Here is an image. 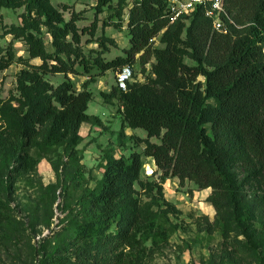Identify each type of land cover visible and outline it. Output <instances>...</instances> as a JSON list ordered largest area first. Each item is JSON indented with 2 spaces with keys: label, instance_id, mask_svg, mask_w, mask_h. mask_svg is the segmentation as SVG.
<instances>
[{
  "label": "trees",
  "instance_id": "16d2710c",
  "mask_svg": "<svg viewBox=\"0 0 264 264\" xmlns=\"http://www.w3.org/2000/svg\"><path fill=\"white\" fill-rule=\"evenodd\" d=\"M111 2L96 0L95 8L109 9ZM223 5L227 14L222 15L224 30H216L201 8L185 19L169 22L165 0H129L130 45L124 55L104 59L101 53L92 58L84 53L76 16L64 21L49 0H0V7H24L19 22L10 24L5 33L22 39L28 53V57H16L11 45H0V70L14 60L35 69L18 80L25 108L12 109L9 126L0 129V146L12 160L9 171L34 170V148L64 145L73 150L81 138V123L99 121L86 111L91 92L85 86L76 91L66 78L53 87L42 74H77V65L86 72L93 65L100 71L119 72L124 67L131 71L138 55L142 65L153 59L152 76L143 82L126 79L124 86H113L109 92L122 108V123L146 131L142 153L160 170V179H190L200 189L210 187L216 195L211 199L214 208L229 205L237 218L238 184L231 173L232 162L241 158L254 170L264 168V0H224ZM40 25L51 34L52 50L39 34ZM95 28L93 22L90 35ZM159 34L164 46H152L151 40ZM97 42L101 51L108 49L107 42L115 44L104 34ZM185 56L195 64L185 63ZM32 58L40 63L31 64ZM198 76L204 77L203 84ZM150 137L160 142L150 141ZM141 167L140 152L118 158L106 154L98 190L88 196L91 209L100 218L95 230L116 226L115 231L106 232L117 252L114 264H135L146 248L143 240L150 237L148 232L142 235L141 226L155 213L150 207L138 206L131 198L125 204L131 211L118 212L132 195ZM157 189L161 193L160 186ZM5 197L0 179V201ZM243 235L247 237L246 230ZM248 241L245 245L260 257V242ZM63 263L50 258L46 264Z\"/></svg>",
  "mask_w": 264,
  "mask_h": 264
},
{
  "label": "rangeland",
  "instance_id": "374dc122",
  "mask_svg": "<svg viewBox=\"0 0 264 264\" xmlns=\"http://www.w3.org/2000/svg\"><path fill=\"white\" fill-rule=\"evenodd\" d=\"M49 2L62 13L64 21L76 16L82 49L90 58L97 53L104 59L124 55L130 45L126 23L129 0H112V7L102 11L95 8L96 0ZM23 11V6L0 7V45H11L16 57H28L26 44L5 30L19 22ZM93 22L96 28L90 35ZM118 23L122 25L116 27ZM39 34L46 48L52 50V37L44 25H40ZM102 34L115 41L107 42L104 51L97 42ZM159 39L160 34L151 40L152 46L163 47ZM152 60L142 65L136 55L128 82H143L152 76ZM183 61L195 64L186 56ZM29 62L37 64L40 59ZM77 69L79 73L67 76L42 74L53 87L68 78L76 91L85 86L91 92L86 111L99 121L81 123L76 147L34 148V170L13 172L9 171L12 160H8V150L0 146V179L6 195L5 201H0V264H46L50 258L64 260L63 264H114L117 252L106 232L115 231L116 226L95 230L100 218L91 209L88 196L98 190L104 156L128 157L131 152L141 153L142 167L132 195L120 204L118 212L131 211V198L136 205H147L155 212L141 225L142 235L148 232L150 237L143 240L146 248L137 255L135 264H264V168L254 170L241 158L235 159L231 173L238 184L237 218L229 205L216 210L211 203L216 195L210 187L200 189L190 179L159 178L160 170L142 153L146 131L123 124L122 108L117 98L109 95L113 86L120 85L117 70L100 71L95 65L88 72L78 65ZM34 70L17 60L0 70V129L9 126L12 109L25 108L18 80L26 79ZM197 79L204 83L203 76ZM149 140L160 142L157 137ZM153 223L155 226L150 227ZM247 239L260 242V257L245 245Z\"/></svg>",
  "mask_w": 264,
  "mask_h": 264
},
{
  "label": "built area",
  "instance_id": "2783aa9c",
  "mask_svg": "<svg viewBox=\"0 0 264 264\" xmlns=\"http://www.w3.org/2000/svg\"><path fill=\"white\" fill-rule=\"evenodd\" d=\"M224 0H165L167 5V14L169 22L177 19H185L190 16L194 10L201 8L205 16L211 19L212 26L216 30L223 29L222 15H226ZM130 75V69L124 67L121 71L117 72V81L119 86H124L125 80Z\"/></svg>",
  "mask_w": 264,
  "mask_h": 264
}]
</instances>
